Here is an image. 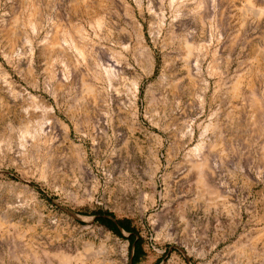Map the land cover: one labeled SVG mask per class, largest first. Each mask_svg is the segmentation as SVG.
<instances>
[{
  "label": "rangeland",
  "instance_id": "rangeland-1",
  "mask_svg": "<svg viewBox=\"0 0 264 264\" xmlns=\"http://www.w3.org/2000/svg\"><path fill=\"white\" fill-rule=\"evenodd\" d=\"M0 264H264V0H0Z\"/></svg>",
  "mask_w": 264,
  "mask_h": 264
},
{
  "label": "trees",
  "instance_id": "trees-1",
  "mask_svg": "<svg viewBox=\"0 0 264 264\" xmlns=\"http://www.w3.org/2000/svg\"><path fill=\"white\" fill-rule=\"evenodd\" d=\"M105 224H106L109 228H111L115 233L120 234V231H119L117 225H116L114 222H112V221H110V220H105ZM119 225H120L122 228H125V227H126L125 222H120ZM125 229H126V228H125Z\"/></svg>",
  "mask_w": 264,
  "mask_h": 264
},
{
  "label": "bare ground",
  "instance_id": "bare-ground-1",
  "mask_svg": "<svg viewBox=\"0 0 264 264\" xmlns=\"http://www.w3.org/2000/svg\"><path fill=\"white\" fill-rule=\"evenodd\" d=\"M106 74L108 75V76H110V71L109 70H106ZM106 75V76H107ZM111 80V79H110Z\"/></svg>",
  "mask_w": 264,
  "mask_h": 264
}]
</instances>
